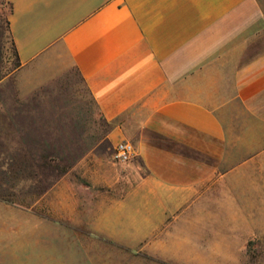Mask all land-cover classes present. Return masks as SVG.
Returning <instances> with one entry per match:
<instances>
[{
	"label": "crops",
	"instance_id": "0c3cea01",
	"mask_svg": "<svg viewBox=\"0 0 264 264\" xmlns=\"http://www.w3.org/2000/svg\"><path fill=\"white\" fill-rule=\"evenodd\" d=\"M8 1L19 67L61 57L107 121L145 112L138 167L86 220L100 241L133 245L164 230L157 246L203 248L204 202H264V133L234 134L223 115L239 109L264 130V0ZM34 216L0 198V252L26 249L14 225Z\"/></svg>",
	"mask_w": 264,
	"mask_h": 264
},
{
	"label": "rangeland",
	"instance_id": "374dc122",
	"mask_svg": "<svg viewBox=\"0 0 264 264\" xmlns=\"http://www.w3.org/2000/svg\"><path fill=\"white\" fill-rule=\"evenodd\" d=\"M10 10L0 0V198L37 216L14 225L21 232L11 240L27 247L0 252V264H264V233L258 232L264 202H204L203 248L157 246L166 242L164 230L161 238L133 245L100 241L86 220L122 195L129 170L138 167L136 157L118 161L115 145H136L145 112L107 121L79 72L61 57L19 67ZM223 115L234 134L246 125L249 133H264L239 109ZM195 226L183 234L194 240ZM213 241L219 253L212 252Z\"/></svg>",
	"mask_w": 264,
	"mask_h": 264
},
{
	"label": "built area",
	"instance_id": "2783aa9c",
	"mask_svg": "<svg viewBox=\"0 0 264 264\" xmlns=\"http://www.w3.org/2000/svg\"><path fill=\"white\" fill-rule=\"evenodd\" d=\"M137 156V149L133 142L121 140L115 145V158L120 162H128Z\"/></svg>",
	"mask_w": 264,
	"mask_h": 264
},
{
	"label": "trees",
	"instance_id": "16d2710c",
	"mask_svg": "<svg viewBox=\"0 0 264 264\" xmlns=\"http://www.w3.org/2000/svg\"><path fill=\"white\" fill-rule=\"evenodd\" d=\"M7 2L9 3V1L7 0Z\"/></svg>",
	"mask_w": 264,
	"mask_h": 264
}]
</instances>
